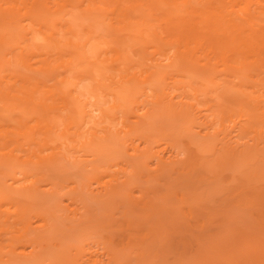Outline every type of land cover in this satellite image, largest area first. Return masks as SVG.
Wrapping results in <instances>:
<instances>
[{
	"label": "bare ground",
	"instance_id": "obj_1",
	"mask_svg": "<svg viewBox=\"0 0 264 264\" xmlns=\"http://www.w3.org/2000/svg\"><path fill=\"white\" fill-rule=\"evenodd\" d=\"M67 6L79 14L97 17L99 23L107 26L105 36L112 32L110 38L113 35V39L96 42L97 40L91 41L92 37H87L84 41H79L78 39L81 38L76 34L78 25L75 32L72 25L68 23V19H65L68 17L62 14ZM151 17L158 23L152 24ZM97 27L95 28L98 32ZM90 32L89 28V31H86L87 35ZM83 34H85L84 31ZM61 38L66 40L62 42ZM163 40H166L168 46L166 42V47L162 45ZM150 45L153 46L148 48ZM154 46L155 53L148 54L147 51H152ZM161 46L168 53H164L163 50L159 52ZM64 47L69 50H64ZM64 52L69 56L68 61L61 60V63L59 57ZM50 55H53L52 58L55 55L58 57L61 63L59 68H63L62 71H59V68L56 69L57 64H51L52 59H48L51 62L46 60V56ZM235 55H238L239 60L240 58L244 60L246 57H255L257 61L264 60V57H261L264 55V0H0V132L4 125L9 123L14 129L18 126L16 130L22 127L26 129L29 126V129H26L27 132L32 129L34 137L39 135L42 127H37L39 125L36 126V123L33 124L30 120H28L30 123L27 122L28 126L24 123V120L28 119L27 112L37 115L38 117H35L37 122L40 121L39 118L44 119L40 121V126L46 123L42 128L44 145L38 142L42 133L39 137L37 136L36 143L31 132L26 133L23 128L24 135L21 129L19 130L21 133L17 134L18 136L22 134L20 135L22 139H19L23 141L24 137L25 141H21L24 144L20 142L16 149L13 146L9 154H0L2 161L0 165L5 166H0L2 169H0V219L2 218L0 228L9 234L8 229L21 226L18 229L21 232L17 231L20 233L15 234L19 239L18 244L12 243L13 248L7 251L1 250L3 247L0 244V264H155L152 257V232H156L159 228L167 230L168 226L173 227L174 234L183 229V226H179L180 223L172 219L173 217L175 220L177 212V208L174 207L176 201L173 200L177 196L183 197L181 200L187 196L186 199L191 201L193 206L189 203V209L195 212L192 214L195 215L192 219L195 221L198 218L195 222L204 221L202 220L204 215L209 214V211L215 209L219 203L221 206L219 205L218 208L224 207L226 211H229L231 207L238 205L237 208H239V204L245 207L250 204V199L254 200V204L251 205H259L261 209L257 216L252 217L255 213L249 209L250 205L249 208L245 207L250 210L247 211L249 214H246L244 210L245 212H240L242 217L239 215L240 217L235 218L242 225L249 227L254 224L250 223L251 220L259 218V225L256 223L259 228L255 224L251 227L255 235L246 232L245 228L237 229L227 224L230 220H227V223L224 222L225 220L221 222L219 220V223L216 221L217 227L210 230L209 235L211 234L212 238H224L227 233L228 238L229 232L231 235L227 240L228 243L234 237L235 241L238 240L237 236L241 239V243L239 240L235 242V244L238 242L239 248H236L240 253L239 256L235 252L234 242L224 246L225 249L228 248L226 257L231 260L229 259L230 262L225 260L226 263L224 258L222 264H232L233 259H237L235 263L240 264L244 258L247 264L258 262L263 264L264 246L254 242H257L256 234L260 232L261 241L264 243V212L262 210L264 186H259L261 190L252 193L250 185L248 186L247 181L244 180L247 184L245 191L241 190L238 194L236 193L237 195L232 194L226 184L220 186H226L225 188L215 186L214 189L217 188L221 192L220 198L217 197L218 201L214 198L212 200L210 197L207 198L209 194H206L207 197L204 194V197L208 201L211 200L209 203L213 205L210 207V204V210L207 208L208 211L205 214L198 208L200 206L198 200L192 201L190 197L193 198L194 191L208 189L207 186L214 183L213 181L217 182L216 178L209 176L215 174V172L213 174L209 172V169L216 170L217 167L227 163L232 165L240 158H248L250 154L259 155L264 160V139L260 138V141L253 143L255 145L240 142L243 133L247 131L245 128L249 127L252 121L244 116V114L248 115L247 111L241 114L246 118L245 123L235 122L231 114L228 124L221 123L218 129L215 127V118L211 117L213 112L207 113L211 112V108L207 107L204 110L198 108L199 93V96L197 93H193L194 96L191 94L192 97L182 93L173 94L169 91L168 83L164 82L165 79L171 80L176 71L186 72L185 75L182 72L180 74L183 77L191 76L193 78V80L190 79L191 82L194 81V76L203 74L211 76L217 73L211 76V81L218 88L226 79H222L223 75L217 71L227 73L228 61L230 62L231 58L234 59H232L234 64L238 61ZM57 57L53 58V62ZM32 58H35L34 63L31 62ZM62 59H64L63 56ZM219 61L222 64H218ZM238 63L240 69L246 65L245 62ZM234 64L231 66H235ZM218 65L225 67V71L217 70ZM261 67L263 69L259 71H264V64ZM261 67L258 66V68ZM133 68L136 69L133 71ZM230 70L229 73H234ZM178 73L176 72L175 75ZM242 74H244L243 71ZM13 79H16V82H13L15 81ZM19 80L22 85L17 83L20 82ZM196 82L198 79L194 83ZM237 82L236 86H241L242 82ZM261 82H264V77L261 78ZM198 83L202 85L201 81ZM47 84L49 87L58 88L57 84L60 86L53 92L49 88L48 92L51 93L46 92L45 96H48L43 97L44 99L37 98L38 102L33 95L41 86V88L45 86L46 89L43 90L47 91ZM134 85L135 89L131 88ZM28 86L30 90L27 91ZM183 86L186 92L188 85ZM204 86L208 88V85ZM189 87L192 91H196L192 86ZM219 94L220 100L217 99L218 97L216 99L226 103L227 101L223 100L225 96L222 93ZM22 99L24 107L23 103L21 105L18 102ZM49 99L52 103H45L44 100L49 101ZM232 99L236 101V98ZM257 99L256 103L261 102ZM228 100L231 102L230 99ZM258 103L256 107L260 104ZM16 111L22 116L17 115ZM59 112H63V118L59 116ZM12 113L13 115L16 113L19 121L11 119ZM49 113L51 115L55 113L57 116L54 118ZM64 113L68 123L67 119L64 120ZM162 114L166 118L169 114L180 118L178 123L182 126L177 124L180 127L177 131L181 134L179 137H184L186 139L184 142L189 143L186 145L187 148L184 149L183 146L180 148L181 145H178L181 142H177L178 132H174L177 134L174 137L175 135L169 131L170 127L169 130L168 127H165L166 130L160 127L161 123L158 119L163 117ZM58 116L61 118L62 128L61 123L55 122L60 121ZM49 117L52 118L49 119ZM177 117L174 121H177ZM164 118L160 122L170 120V118L167 120ZM48 119L51 121H47ZM11 121H16L17 124L14 126L15 123ZM164 122L162 125L166 126ZM169 123L170 126L173 124L171 120ZM180 123L188 124V127L185 126L187 129L182 128L184 125ZM177 125L175 124L171 130H174ZM32 126L40 128L39 131L35 129L39 133ZM152 127L159 129V131L156 129L158 134L168 130L166 134L169 138L172 136L173 142L171 139L165 141V137L168 139L165 133L160 136L156 133L160 139L164 138L165 143H170L172 147L173 151H169L167 156L152 151L151 138L156 135L153 132H157ZM161 129L163 130L160 132ZM187 130L189 139H187ZM53 131H56L54 133L58 134V138L52 135ZM0 134H2L0 136V143H2L6 137L4 133ZM50 136L53 139H50ZM46 137H49V141H46ZM174 139L177 141L174 142ZM50 141L53 144L50 145ZM35 143L41 147L34 148L38 150L37 152L32 151L33 148L29 149ZM25 144L28 146H26L27 149L22 147ZM19 146L23 150H20ZM35 146L32 145V147ZM18 149L21 155L16 152ZM206 149H209L207 151L209 153L204 156L200 154ZM13 150H16L14 152L17 154L13 153ZM208 155L210 157H205ZM106 177L109 179L107 180ZM207 177L209 184L205 183ZM212 179L213 181H210ZM204 185L205 188H203ZM239 185L235 187L240 190ZM235 187L232 190H236ZM135 191H138L140 196L136 197ZM33 196H38L40 203ZM22 199L25 202H32V206H27L26 203L24 205ZM65 199L69 203L64 204ZM154 200L164 205L161 203L158 206L156 201L153 203ZM34 202L39 203L37 204L39 209L32 208ZM244 203L245 205H242ZM195 206L199 209L198 212ZM2 210H7L12 215L6 214V211L3 213ZM11 210L13 213L10 212ZM172 222L177 223L178 226H174ZM225 225L229 227L224 228ZM231 230H235L234 233H231ZM66 232L70 237L73 236L72 243H66L68 240ZM103 232L127 239L128 253H125L127 252L124 250L125 247L104 243L100 255L93 246L97 235ZM210 236L208 238H211ZM56 239L57 244L51 247L49 241ZM44 242L50 246H45ZM221 243H217L218 250L220 249L225 255L226 252ZM249 243L251 246L247 247ZM242 247L245 250L248 248V254L246 251L244 254L241 253L244 251ZM209 252L211 253V250L208 249L206 253ZM250 254H253L252 257ZM212 255L216 256L215 253ZM132 256L134 257L131 258ZM205 260L209 264L210 261L207 258ZM206 261L203 260L204 263L202 261L201 263L207 264Z\"/></svg>",
	"mask_w": 264,
	"mask_h": 264
},
{
	"label": "rangeland",
	"instance_id": "obj_2",
	"mask_svg": "<svg viewBox=\"0 0 264 264\" xmlns=\"http://www.w3.org/2000/svg\"><path fill=\"white\" fill-rule=\"evenodd\" d=\"M67 9V10H66ZM70 6H69V8H68V6H67V8H65L63 11H62V14H64V15H66L65 17H68V18H65V19H68V23H70L72 26V29L74 28V31L76 32V30L78 29V33L76 32V34H77V37H79V38H81V39H78L79 41L81 40V42L82 41H84L85 39H87V37L89 38V37H92L93 39L91 40V41H94V40H97L96 42H101V41H103V39L104 40H111V39H113V35H112V38H110V35H111V33L109 34L108 32V36H105L106 35V29H107V26L105 25V24H101V23H99V19L97 18V17H92V16H90V17H88L87 15L85 16V14H79L78 12H74L73 11V9H71L72 11H71V13H70ZM68 11V12H67ZM68 13H69V15H68ZM77 13V14H76ZM80 15V16H79ZM83 15V16H82ZM76 17H77V20H75L76 19ZM156 18V17H155ZM158 18V17H157ZM85 19V20H84ZM89 19V20H88ZM95 19V20H94ZM73 20V21H72ZM83 20V21H82ZM101 20V19H100ZM75 21H79V22H75ZM95 21V22H94ZM98 21V22H97ZM83 22V23H82ZM79 23V24H78ZM99 23V24H98ZM151 23L152 24H157L158 23V21H154L153 20V17H151ZM80 24H81V26H80ZM74 25V26H73ZM76 25H78V28H77V26ZM85 25V26H84ZM75 26H76V28H75ZM83 26V27H82ZM93 26H95V27H97V26H99V28H98V32H97V29L95 28V27H93ZM104 27H106V28H104ZM88 28V29H87ZM89 28H90V30H91V34L90 33H88V35H87V33H86V31L88 30L89 31ZM101 28V29H100ZM81 29V30H80ZM85 29V30H84ZM100 29V30H99ZM94 30V31H93ZM81 31V32H80ZM83 31H84V33L85 34H83ZM92 31H93V33H92ZM103 31V33H101ZM81 33V34H80ZM100 33V34H99ZM82 34H83V37H82ZM86 35V36H85ZM81 36V37H80ZM84 36H85V38H84ZM66 37V36H65ZM68 37V36H67ZM77 39V38H76ZM83 39V40H82ZM61 40H62V42H64V40H66V38H61ZM75 40V39H74ZM99 40V41H98ZM163 42L164 43H162V45L164 46L165 45V47H166V44H167V46H168V43L166 42V40H163ZM165 42H166V44H165ZM30 44H31V42H30ZM153 46V45H152ZM151 45H150V47H148V48H151L152 47ZM163 46H161V50L159 51V52H161L162 50L164 51V53H168V52H165V49H163L162 47ZM169 48V47H168ZM154 49H156L155 48V46L153 47V49H152V51H147L148 52V54H150V55H152V54H154L155 53V51H154ZM167 49V48H166ZM64 50H69V49H65V47H64ZM148 50V49H147ZM169 50V49H168ZM167 51V50H166ZM171 51V50H170ZM171 53V52H170ZM63 55H61L60 57H59V59H60V61L61 60H63V61H66L67 60V58L69 57L68 55H67V53L66 52H64V53H62ZM52 56L53 55H50V56H46L47 57V59L46 60H48V59H52L51 61H52V65L54 64H57V66H56V69L57 68H59V66L61 65V63H62V61H61V63H60V61H59V59H58V57L55 55V57H53V58H56L57 57V59H54L55 61L53 62V58H52ZM62 56H63V58L64 59H62ZM65 56V57H64ZM236 56V59L238 60L235 64L233 63L234 61V59L233 58H231L230 59V62L228 61V63H229V65H227L228 66V68L229 69H231L230 70V72H234V73H229V69L227 68L226 70H228V71H226L227 73H225V74H223L222 72H219V71H217L219 74H222L223 75V77H222V79H226V81L224 82V83H222L218 88H217V86H215V84H214V82H212L211 81V76H213V75H217V73H214L213 75H211V76H209L208 74H206V75H208L209 76V78H208V76H206L205 74H203V75H200V76H194V81H192L193 83L195 82V80H197L198 79V82H200L201 81V84L202 85H199V83L198 82H196V83H192L191 82V80H193V78L190 76V78L189 77H186V76H184L183 77V75L182 74H180L181 72L184 74V73H186V72H184V71H180V73H178L179 71H176L177 73H178V75H175L176 74V72H174L175 74V76L174 75H172L173 77L171 78V80L170 79H165V81L164 82H166V83H168V88H169V91L171 92V93H173V94H175V93H177V94H180V93H182V94H186L187 96H191V94H196L197 93V95L199 96V94H200V97H198L199 98V102H200V104L198 105V108H200V109H206L207 107H210L211 109V112H207V113H212L213 112V115L211 116V117H214L215 118V120L214 121H216V125H215V127H221V123L222 124H225V125H227L228 124V120H229V116L231 115V114H233L232 115V120H234L235 122L236 121H243V123H245V121H246V118H249L250 120L249 121H251L250 122V126L249 127H246L245 129L247 130L246 132H244L243 134V137L241 138V141L240 142H247V144H249V145H251V144H253V143H257L258 141H260V138L261 139H264L263 137H264V84L262 85V83H264V82H261V78H263L260 74H262V75H264V71L263 70H260V71H263V72H261L260 73V71H259V69H263V67H261L264 63H263V61L261 62L260 60H258L257 61V59L254 57V58H252V57H246V59H242V58H240L241 60H239V57H238V55H235ZM38 57V56H37ZM40 58L42 57H44V56H39ZM46 57H44V58H46ZM234 57V56H233ZM238 57V58H237ZM261 57H264V55L263 56H261ZM260 57V58H261ZM36 58V57H35ZM35 58H32L33 59V61H32V59H31V62L32 63H34V59ZM29 59V58H28ZM233 59V60H232ZM256 59V60H255ZM264 59V58H263ZM39 61L41 60V59H38ZM38 60H36V61H38ZM50 60H48L49 62H51ZM28 62L30 61V60H27ZM26 61V62H27ZM43 61H44V59H43ZM68 61V60H67ZM236 61V60H235ZM28 62H27V64H28ZM30 62V63H31ZM238 62H245V70H244V68H242V69H240L239 68V63ZM259 62V63H258ZM29 63V64H30ZM221 62L219 61V63L218 64H220ZM231 63H233L235 66H231V65H233V64H231ZM260 63L262 64V65H260ZM64 64V63H63ZM222 64V63H221ZM231 64V65H230ZM236 64H238V65H236ZM36 66V65H35ZM35 66H33V68H36ZM38 67H39V65H37ZM220 65H218V68H220L219 67ZM226 66V67H227ZM258 66L259 67H261V68H258ZM62 67V66H61ZM54 68H55V66H54ZM217 68V70H222V71H225V67H221V69H218ZM60 69V68H59ZM62 69L63 68H61L59 71H62ZM134 69H136V68H133V71H134ZM238 69H240V71L238 70ZM129 71H131V70H129ZM132 71V72H133ZM242 71H243V73L244 74H242ZM239 73V74H238ZM248 73V74H247ZM179 74H180V76H179ZM182 75V76H181ZM185 75V74H184ZM225 75V76H224ZM241 75H243V76H241ZM241 76V77H240ZM246 77V79H247V76H248V80H246L245 79V77ZM175 77V78H174ZM186 77V78H185ZM220 77V76H219ZM208 78V79H207ZM70 79V78H69ZM191 79V80H190ZM13 80H15V81H13ZM12 81L13 82H16V79H13ZM208 80H210V81H208ZM216 80H218V78L216 79ZM215 80V81H216ZM221 80V79H220ZM20 81V80H19ZM232 81H234V82H232ZM236 81H241L242 83L240 84L241 86H236ZM245 83H244V82ZM237 82V83H238ZM17 83H22L21 81L20 82H17ZM184 83V84H183ZM11 84H13V83H11ZM198 84V85H197ZM206 85V87H207V85H208V88L206 89L205 88V86L204 85ZM17 85V84H16ZM20 85H22V84H20ZM49 84H47L46 85V87L48 88L47 89V91H44L43 89L45 88V86H43V88H41L40 87V89L37 91V92H35L34 93V97L36 98V100H37V98H38V100H41V99H44L43 97H47V96H45V93L47 92V93H49L48 91H49V88H50V90H51V92H53V90H58L59 89V86H60V84L58 85H56V86H58V88L57 87H49L48 86ZM131 85H133V83H131ZM183 85H186V87H187V85H188V88H186V92H188V93H186L185 92V86H183ZM158 86H160V83H158ZM183 86V87H182ZM189 86H192V88H195L196 89V91H198V92H196L195 90V92L194 91H192L191 89H190V87ZM15 87H17V86H15ZM15 87H13L15 90L19 87V85H18V87L17 88H15ZM28 88H29V86H28ZM57 88V89H56ZM131 88H134L135 89V85L134 86H131ZM137 88V87H136ZM184 88V89H183ZM199 88V89H198ZM46 89V88H45ZM28 90H30V88L29 89H27V91ZM201 90V91H200ZM55 91V92H56ZM192 91V92H191ZM16 92V91H15ZM50 92V93H51ZM216 92H219V93H222L224 96H225V98L223 99V100H225V101H227L228 102V104H227V102L225 103L224 101H219L220 99H219V97H218V94L219 93H216ZM17 93V92H16ZM46 93V94H47ZM49 93V94H50ZM199 93V94H198ZM194 94L192 95V96H194ZM217 94V95H216ZM222 95V96H223ZM19 96H20V94H19ZM191 96V97H192ZM219 96H220V94H219ZM216 97H218L217 99H219V100H217L216 99ZM257 97H258V99H257ZM222 98V97H221ZM232 98H236V101H237V103H234V102H236L235 101V99H232ZM257 99V101L260 99L261 100V102H257L259 105H260V108H259V105H258V107H256V99ZM54 99H56V98H54ZM228 99H232L231 100V102H233V103H231ZM254 99V100H253ZM33 100H35V99H33ZM35 100V101H36ZM37 100V101H38ZM52 100V99H51ZM263 100V101H262ZM44 101H46L45 103H47V104H50V102L52 103V101H50V99H49V101L48 100H44ZM48 101V102H47ZM190 101H192L193 102V100H190ZM239 101V102H238ZM19 103H21V105H22V103L24 102V100L22 99V100H20V101H18ZM39 102V101H38ZM230 103V104H229ZM238 103H240L241 105H237ZM58 104V103H57ZM24 103H23V107H24ZM56 105V104H55ZM244 106L243 108L241 107V106ZM61 106V104L59 103V107ZM22 107V106H21ZM27 106H25V108H26ZM242 109H244V110H242ZM248 112V115H245L244 114V112ZM17 112V115H19V114H21V113H19L18 114V111H16ZM206 112V111H205ZM25 113H26V111H25ZM28 113V116H26V117H28V119H27V121H26V119L24 120L25 122L24 123H30L28 120H30V121H32V123L33 124H35L36 123V126H37V124L39 125V126H37V127H42L43 128V126L44 125H46V123L44 124V125H42V123H41V125L42 126H40V121H44V119L42 118V120H41V118H39L40 119V121H38L37 122V120L35 119V117L37 116H35V114H33V113H31V112H27ZM27 113H26V115H27ZM63 113V112H62ZM62 113H58V114H60L59 116H61V118H63V115H62ZM244 114V116H246V118H244V116L242 115L241 116V114ZM42 114V113H41ZM54 114L55 113H53L52 115H53V117L55 118L56 116H57V114H55V116H54ZM14 115H15V117H14ZM13 115V113H12V120L14 121L15 119H16V121H17V119L19 118V117H17V115H16V113ZM24 115V114H23ZM42 115H44V116H46V114H42ZM41 115V116H42ZM48 115V114H47ZM49 115H51L50 113H49ZM51 115V116H52ZM163 115V117L161 116V119H160V117H159V119H158V117H157V119H158V122L159 123H161V126H160V124L159 123H157V122H155V123H157V124H159V126L160 127H163V129H167V128H165V127H168V130H169V127H170V130L169 131H171L172 132V134H174L173 136L174 137H176V133L178 132V141H177V139H176V141L177 142H180V144H178V145H181L180 146V148H182V146L184 147V149H185V147L187 148V144H189V143H185L186 141V139L183 137V138H181V137H179L181 134H179V131H177L178 129L177 128H179V130H180V127L179 126H182V125H179V123L178 122H180V118H178L177 116V121L175 120L174 121V119L176 118L174 115H172V116H170V114H169V117L167 116V114H166V116H167V118L165 117V115L164 114H162ZM19 116H22V115H19ZM58 116V117H59ZM38 117V116H37ZM66 117V114L64 113V120H66L67 118H65ZM165 117V118H164ZM172 117V118H171ZM174 117V118H173ZM32 118H34L33 120H31ZM46 118V117H45ZM50 118H52V117H49V119ZM53 118V119H54ZM60 118V117H59ZM58 118V119H59ZM61 118L59 119L60 121H58L57 120V118H56V120L59 122H57V121H55L57 124H60L61 123ZM164 118V120H167L168 118H170V120H171V124H172V122H173V124L170 126V120H167V121H162V122H160L162 119ZM49 119L47 120V121H49ZM157 119H156V121H157ZM209 119H213V118H209ZM63 120V119H62ZM63 120V122H65ZM179 120V121H178ZM245 120V121H244ZM13 121H11V122H13ZM13 122V123H15V124H13L14 126L17 124V122ZM18 121H19V119H18ZM51 121V120H50ZM49 121V122H50ZM10 122V123H11ZM45 122H46V120H45ZM66 122L68 123V119L66 120ZM163 122H164V125L166 124V126H163L162 124H163ZM168 122V123H167ZM175 122H177V123H175ZM182 122V121H181ZM23 123V122H22ZM21 123V124H22ZM28 123H27V126H28ZM44 123V122H43ZM53 124H54V121H53ZM66 124V123H65ZM175 124L177 125L175 128H174V130H171L174 126H175ZM180 124H183V123H180ZM220 124V125H219ZM247 125L249 124V123H246ZM12 125V126H13ZM18 125H20V124H18ZM25 125V127H27L26 126V124H24ZM29 125H31V124H29ZM62 123H61V128H62ZM154 125V127L155 126H157L156 124H153ZM184 125V124H183ZM188 124H186V125H184L182 128H185V129H187V126ZM35 126V125H34ZM34 126H32V128L35 130V129H37L38 131H39V129L40 128H35ZM185 126H187V127H185ZM18 127V126H17ZM16 126H15V129H14V127H11V125L8 123V124H6V125H4V127H3V129H1V132L0 133H4L3 135H5V137H3V138H5V141L3 142L2 141V137H1V141H2V143H0V154H9V153H11L12 152V148H13V146H14V149H16L17 147H18V145L20 144V142L22 141L21 139H22V136H20V135H22V134H20L19 136H18V134L17 133H21V131H19L20 129L22 130L24 127H22V128H19V130H16V129H18ZM20 127H21V125H20ZM29 127V126H28ZM26 128V129H29V128ZM154 127H152V129H154V130H156ZM158 127V126H157ZM160 127H158L159 129H160ZM219 127H218V129H219ZM30 128H31V126H30ZM42 128H41V131H39L40 133H42V136H40V133L39 132H37L36 130V132L37 133H39V135L37 134V135H35V137L33 136V132H31V130L32 129H30L28 132H31V134H32V136H33V138H35V139H33L32 138V136H31V134H29L30 135V137L34 140V142H36L37 143V141H38V139H37V136L39 137V143L40 142H42L41 143V145H44V143H45V138H44V136H43V132H42ZM181 128V129H182ZM25 128H24V130H25V132L26 133H28L27 132V130H26ZM159 129H157L158 131H159ZM163 129H161L160 130V132L163 130ZM217 129V128H216ZM2 130L4 131V132H2ZM24 130H22V132L24 131ZM33 130V131H34ZM62 130V129H61ZM156 130V131H157ZM167 130V131H168ZM16 131H18V132H16ZM34 131V134L36 133ZM153 131V130H152ZM158 131L157 132H153V133H157L158 134ZM166 131V132H167ZM176 131V133H174ZM54 132H56V131H53L52 133V135H54V136H56V138H58L57 137V135L58 134H55ZM58 132H60V130H58ZM166 132H163V133H165V135H167L166 134ZM163 133H160V134H158L159 136L161 135V134H163ZM189 132H188V130H187V134H188ZM157 134L156 135H154V137L152 136V151H156V152H158V153H160V154H164L165 156H167V153H169V151H173L172 150V147H171V145H169V144H167V143H165V141H169V139H171L172 138V136H171V138H169L168 136L169 135H167V138L168 139H166V137H165V141H164V138H162V136H161V138L162 139H160L159 138V136H157ZM171 134V133H170ZM183 134H184V132H183ZM2 134H0V136H1ZM23 135H24V132H23ZM186 135V134H185ZM25 136H27V134L25 135ZM157 138H156V137ZM188 137H187V139H189V134L187 135ZM51 137V136H50ZM19 138H21V139H19ZM29 138V137H28ZM27 138V139H28ZM55 138V139H56ZM181 138V139H180ZM18 139H19V141H18ZM40 139H42V141H40ZM50 139H53V137H51ZM23 141H25V139H24V137H23ZM22 141V142H23ZM46 141H49V137H46ZM164 141V142H163ZM171 141H172V139H171ZM175 141V139H174V142H176ZM185 141V142H184ZM21 142V143H22ZM28 142V141H27ZM26 142V143H27ZM173 142V141H172ZM32 144V145H36L35 147H32V145L30 146V148L29 149H31V148H33V150L32 151H35V152H37L38 150H35L36 148H41V147H39V146H37L38 144ZM51 141H50V145H51ZM22 144H24V143H22ZM21 144V145H22ZM46 144H47V142H46ZM45 144V146L47 147V145ZM53 144V143H52ZM185 144V145H184ZM11 145V146H10ZM40 145V144H39ZM40 145V146H41ZM169 145V146H168ZM177 145V143H176V146H178ZM253 145H255V144H253ZM27 145L25 144V146L23 145L22 147L25 149H27V147H26ZM44 146V147H45ZM53 146V145H52ZM20 147V146H19ZM48 147H49V145H48ZM171 147V148H170ZM35 148V149H34ZM20 150H23L21 147H20ZM20 150L18 149L17 151L16 150H13V153H15L14 151H16V152H20ZM177 150H179V146H178V149ZM183 150V149H182ZM209 149H206V150H204L203 152H201L200 154H202L203 156H204V154L206 155L207 153H209V152H207ZM18 152V154L19 155H21L22 153H19ZM15 154H17V153H15ZM205 157H210L209 155L208 156H205ZM213 162V161H212ZM2 163V161H1V159H0V164ZM1 167H5L4 165H0ZM1 167H0V169H1ZM2 170V169H1ZM209 172L211 171V173L213 174V172H215V176L214 175H209L210 177H212L213 179H215L216 178V181L217 182H215V181H213V179L212 180H210V181H213L214 183H210L211 185H208L207 187H208V189L207 188H205L206 186L204 185V187L203 186H201V187H203V188H205V189H202V190H196V192L194 191V193L192 194V196H193V198H191L190 197V200L192 199V201L193 200H195V199H197L198 200V202H199V205L201 206V208H200V206L198 207L199 209H202V211H204V214H205V212L206 211H208V210H210V207H213V205L211 204V203H209L211 200H209L208 201V199L207 198H211L212 200H213V198H214V200H216L217 199V197H219L220 195H221V192H220V190L219 189H214V187L215 186H218V187H220L221 185H227L228 186V189H230V192H232V194H238V192L239 191H245V187L247 186V184H248V186L252 189V193L253 192H255V191H258V190H261L260 188H259V186L260 187H263L264 186V160H263V157H261V156H259V155H255V154H250L249 155V157L247 158V157H245V159L244 158H240V159H238V161H236V162H234V163H232V165H231V163H227V164H224V165H221V166H219V167H217L216 168V170H215V168L213 169H209L208 170ZM207 174H208V172H207ZM206 174V175H207ZM208 176V177H209ZM208 177H207V179H205V183L206 182H208ZM210 177H209V179H210ZM107 178V177H106ZM205 178H206V176H205ZM109 178H107V180H108ZM207 180V181H206ZM243 180V181H242ZM244 180H246L247 181V184H246V182L244 181ZM241 181V182H240ZM245 183V186H244V183ZM239 183H240V185L241 186H243V187H241L240 185H239ZM207 184H209V182L207 183ZM238 185H239V187H240V190H239V188L238 189H236L237 187H238ZM209 186H211V187H209ZM235 186H237V187H235ZM257 186H258V188H257ZM223 187V186H222ZM222 187H220V188H222ZM226 187V186H225ZM225 187H223V188H225ZM233 187H235V189L236 190H232V188ZM241 188H243V189H241ZM249 188V189H250ZM198 189H200V188H198ZM214 189V190H213ZM227 189V188H226ZM225 189V190H226ZM263 189V188H262ZM221 190H223V189H221ZM225 190L223 191L224 192V195H225ZM228 191V190H227ZM222 192V193H223ZM229 192V193H230ZM228 193V192H227ZM243 193V192H242ZM206 194H209L208 195V197H207V195H206V197H204ZM231 194V195H232ZM236 194V195H237ZM239 194H241V192L239 193ZM223 194H222V196H224ZM228 195V194H227ZM135 196L136 197H138V196H140V194H139V192L138 191H135ZM191 196V195H190ZM34 197V199L35 200H37V202H39L40 203V198L38 197V196H33ZM189 197V196H188ZM226 197V196H225ZM240 197H241V195H240ZM252 197V196H251ZM250 197V198H251ZM181 198H183V197H181ZM181 198H180V196H177V197H174V199L173 200H175L176 201V203L174 204V207L175 208H177V212H176V214H175V220H174V218L172 217V219H173V221H176V222H178V223H180L179 224V226H183V229L181 230V232H178V233H182V234H178V233H176L175 232V234H174V231L172 230L173 229V227L171 226V227H169L168 226V229L166 230V229H163V228H157L158 230L155 232V231H153L152 232V257H154V259H153V262L155 263V264H202L201 263V261L203 262V260L204 261H206L205 260V258H207L210 262H209V264L211 263V264H214V261H215V264H222V259H224V261L225 260H227V262H230V260H231V258H227L226 256H227V252H228V248H224V246L225 245H230L232 242H234L233 243V245H234V249L237 247V243L235 244V242L236 241H238L239 240V243H241V239L238 237H236V239H238V240H236L235 241V237L233 238L232 236V240L230 241V243H228V241L227 240H229L230 238V235L231 234H229V232H228V235H229V237L227 238L226 237V235H227V233H226V235H225V237L224 238H217V237H214V238H212L210 235H209V233H210V230H213V229H215L216 227H217V224L219 223V220H220V222H221V220H225L224 222H226L227 220H230L229 221V223H227V224H229V225H233L232 227H236L237 229H239V227H241V228H245V230H246V232H248V233H251V235H255L254 233H253V231L251 230V227L252 226H254V224L256 225V223L258 224V221L260 220L259 218H258V220L257 219H253L255 216H257L260 212H261V209H260V206L259 205H251V204H254V200H252V199H250V201H249V203L250 204H248V205H246L248 208L250 207V205H251V207L249 208L251 211H253V213H255L254 214V216H252V215H250V216H252L253 218H251V219H253L254 221L256 220L257 222H254L253 220H251L250 221V223H254V224H252V226L251 227H249L248 225L246 226V225H242V223H239V221H238V219H236L235 217L236 216H238V217H240L242 214L241 213H243V212H247V211H250V210H247V208H245V207H243V206H240L241 204H239V208H237V206H234V207H231V208H229L228 210L229 211H226L225 209H224V207H219L218 208V206L220 205V203L218 204V206L217 207H215L216 205H215V203L213 202V204L215 205L214 207H215V209H211V211H209V214H207L206 213V215H204V218L202 219V220H204V221H198V222H195L196 220H198V218L197 219H195V221H194V219H192V217L194 218V216L195 215H192L193 213H195L194 211H192V210H190L189 209V205L191 204L190 202L191 201H188V199H186L187 198V196L184 198V199H182L181 200ZM220 198V197H219ZM218 198V199H219ZM222 198V197H221ZM32 201H33V198L31 197L30 198ZM218 199H217V201H218ZM25 200V199H24ZM29 200V199H28ZM30 200V201H31ZM178 200H181V201H178ZM188 202H187V201ZM26 201H27V199H26ZM155 201H156V205H158V206H160L161 205V203L162 202H159L158 200H154L153 201V203H155ZM162 201V200H161ZM196 201V200H195ZM216 201V202H217ZM254 201V202H253ZM21 202V201H20ZM22 202H23V204L24 205H26L27 204V206H32V202L30 203L29 201H27L28 203H30V205L27 203V202H25V201H23V199H22ZM21 202V203H22ZM197 202V201H196ZM26 203V204H25ZM39 203H37V204H39ZM65 203H69V201L67 202V200L65 199V201H64V204ZM190 203V204H189ZM22 204V205H23ZM34 204V206L32 207V208H36V209H39L38 208V206L39 205H37L35 202L33 203ZM163 204V203H162ZM207 204H208V206H207ZM210 204H211V206H210ZM217 204V203H216ZM154 205V204H153ZM155 205V206H156ZM164 205V204H163ZM195 205H196V203H195ZM242 205H245V203L244 204H242ZM154 206V207H155ZM191 206H193V204H191ZM210 206V207H209ZM221 206V205H220ZM223 206V205H222ZM193 208V207H192ZM195 208H196V206H195ZM207 208H209L208 210H207ZM256 209L255 211L254 210H252V209ZM8 209V208H7ZM152 209H153V207H152ZM194 209V208H193ZM197 209V208H196ZM199 209H197L196 211L198 212V210ZM222 209H224L223 210V212H221L222 211ZM241 209H243V210H241ZM245 210V211H244ZM263 210V212H264V208L262 209ZM4 211H6L5 213L6 214H11V213H9L7 210H2V212L4 213ZM201 211V210H200ZM8 212V213H7ZM10 212H12L13 213V210H11ZM241 212V213H240ZM203 213V212H202ZM202 213H200L201 215H202ZM251 213V212H250ZM198 214V213H197ZM246 214H249L248 212L246 213ZM252 214V213H251ZM12 215V214H11ZM200 215V216H201ZM240 215V216H239ZM198 216V215H197ZM200 216H199V218H200ZM243 216V215H242ZM241 216V217H242ZM248 216V215H247ZM3 218H4V216H2ZM202 217V216H201ZM234 218V219H233ZM246 218V217H245ZM2 219V218H1ZM0 219V222L2 221ZM244 220V219H243ZM248 220V219H247ZM247 220H245V221H247ZM171 221V220H170ZM216 221H218V223L216 222ZM262 221V220H261ZM241 222V221H240ZM244 222V221H243ZM37 223H41V222H37ZM232 223V224H231ZM262 223V222H261ZM154 224V223H153ZM158 225L160 224V223H157ZM162 224V223H161ZM172 224H174V226H178L177 225V223H174V222H172ZM156 225V224H155ZM168 225V224H167ZM170 225H171V223H170ZM259 225V224H258ZM258 225H256L257 227H258ZM261 225V224H260ZM165 226V225H164ZM16 228V230L13 228H11L12 229V231H11V229H8V232H9V234L7 233V232H3L2 230H1V228H0V244L2 245V249L1 250H4V251H7V250H10L11 248H13V244L12 243H14V245H16V244H18V242H19V239H18V237L16 236V235H18L21 231L20 230H18V229H20L21 228V226H15ZM153 227V226H152ZM229 226L227 225H225L224 226V228H228ZM231 227V228H232ZM154 228V227H153ZM152 228V229H153ZM165 228V227H164ZM167 228V227H166ZM259 228V227H258ZM258 228H257V230H258ZM171 229V231H169ZM230 229V228H229ZM233 229H235V228H233ZM256 229V228H255ZM11 231V233H10V231ZM14 230H15V232H14ZM175 230V229H174ZM225 230V229H224ZM254 230V229H253ZM257 230H255V231H257ZM17 231H20L19 233L17 232ZM225 231H227V230H225ZM233 231H235V230H233ZM232 230H231V233L233 232ZM3 232V233H2ZM262 232V231H261ZM67 233V235H66V237L68 238V240L66 241V243L68 244V243H72L73 241H74V238H73V236L72 237H70L69 236V233L68 232H66ZM234 233V232H233ZM16 234V235H15ZM71 234V233H70ZM15 235V236H14ZM224 235V234H223ZM258 235V236H257ZM205 236H207V237H205ZM208 236H210L211 238H208ZM219 236V235H218ZM234 236V235H233ZM246 236H248V235H246ZM70 237V238H69ZM221 237H223L222 235H221ZM243 236H241V238H242ZM253 237V236H252ZM251 237V238H252ZM255 237V236H254ZM261 237H262V235H261V233L259 232L258 234H256V239H257V242H254V244H256V243H258V244H262L263 246H264V243L261 241ZM10 238H12V239H10ZM18 240H16V239ZM244 238V237H243ZM248 238V237H247ZM255 239V238H254ZM253 239V240H254ZM234 240V241H233ZM243 240H245V239H243ZM56 241H57V239L55 240V241H49V243H50V245H51V247H53L52 245H54V244H57L56 243ZM126 241H127V244H128V240L126 239H124V237H120V238H118V236L116 235V234H113V233H105V232H103L102 234H98L97 235V237H96V239L94 240V249H96L98 252H99V254L101 255L102 254V246H103V244L104 243H109V244H111V245H113V246H116V247H119V246H121L122 248L123 247H125V249L124 250H126L127 248H126ZM220 241H222V243L220 242ZM226 241H227V243H226ZM250 241V240H249ZM255 241V240H254ZM222 244V248L223 249H225V252H226V254L225 255H223L224 253H222L221 252V250L219 249L218 250V244H220V243ZM53 243V244H52ZM218 243V244H217ZM243 243V242H242ZM251 243V242H250ZM249 243V244H250ZM12 244V245H11ZM244 244V243H243ZM246 244H248V243H246ZM0 245V246H1ZM44 245L45 246H50V245H47V242H44ZM124 245V246H123ZM241 245V244H240ZM240 245H238V246H240ZM219 246H221V245H219ZM242 246H244V245H242ZM248 246H251V244L250 245H247V247ZM252 246H254V245H252ZM256 246V245H255ZM230 247V246H229ZM246 246H244V248H245ZM121 248V249H122ZM237 248H239V247H237ZM236 248V249H237ZM253 248V247H252ZM119 249V248H118ZM120 249V250H121ZM133 249V248H132ZM211 250V253L213 252V253H215L216 254V256H213L210 252L209 253H206L207 252V250ZM217 249V250H216ZM235 249V252H236V254H238V256L240 255V253H238V249L236 250ZM242 249H243V247H242ZM247 249L248 248H246V250L245 249H243L244 251H241V248L239 249L240 251H241V253L243 252V254L245 253V251L247 252ZM255 249V248H254ZM127 250H129V248L127 249ZM126 250V251H127ZM252 250V249H251ZM4 251H2V252H4ZM119 251V250H118ZM205 251V253H203ZM229 251H231V250H229ZM239 251V252H240ZM120 252H122V251H120ZM223 252H224V250H223ZM232 252V251H231ZM125 253H128V251L127 252H125ZM221 255L220 257H218L217 255ZM247 254H248V252H247ZM246 254V255H247ZM258 254V253H257ZM260 255H261V253H259ZM235 255V254H234ZM234 255H231V256H234ZM245 255V256H246ZM251 255V254H250ZM253 255V254H252ZM252 255H251V257H252ZM131 256V255H130ZM210 256H212V257H210ZM237 256V255H236ZM245 256H243V257H245ZM134 256H132L131 258H133ZM213 257H215V259L213 258ZM216 257H218V258H216ZM241 257V256H240ZM258 257H259V255H258ZM233 258V257H232ZM239 258V257H238ZM249 258V257H248ZM254 258V257H253ZM252 258V259H253ZM260 258V257H259ZM262 258L264 259V256H262ZM230 259V260H229ZM236 259V258H235ZM241 259H242V257H241ZM246 258H244V259H242L243 260V262H244V260H245ZM257 258H255V260H256ZM103 260H105V257L103 256ZM237 260V259H236ZM236 260H234L233 259V261L234 262H232V264L234 263V264H236L235 262H236ZM199 261H200V263H199ZM238 263H240V259H238ZM247 261V260H246ZM254 261V260H253ZM259 261V260H258ZM260 261H261V259H260ZM152 262V263H153ZM207 262V261H206ZM226 262V261H225ZM226 262V263H227ZM243 262H241L242 264H243ZM248 262H249V259H248ZM251 262V261H250ZM1 263V262H0ZM204 263V262H203ZM226 263H223V264H226ZM240 263V264H241ZM245 263V262H244ZM259 263V262H258ZM257 263V264H258ZM207 264H208V262H207ZM228 264H230V263H228ZM245 264H247V263H245ZM260 264V263H259ZM264 264V263H263Z\"/></svg>",
	"mask_w": 264,
	"mask_h": 264
}]
</instances>
